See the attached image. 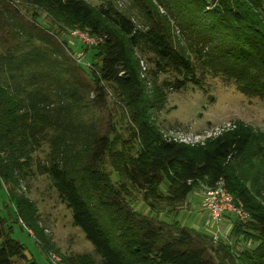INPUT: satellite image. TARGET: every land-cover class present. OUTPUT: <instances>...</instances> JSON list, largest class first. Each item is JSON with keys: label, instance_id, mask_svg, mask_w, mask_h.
<instances>
[{"label": "trees", "instance_id": "16d2710c", "mask_svg": "<svg viewBox=\"0 0 264 264\" xmlns=\"http://www.w3.org/2000/svg\"><path fill=\"white\" fill-rule=\"evenodd\" d=\"M16 1L27 9L31 21L20 16L14 0H0V42L6 47L0 66L11 71L15 59L16 70L37 63L40 55L34 44L31 51L16 56L11 48L19 44L18 32L27 34V43H32V32L33 38L41 37L35 25L39 11L56 27L57 36L63 28H78L101 39L92 48L88 68L92 105L103 107L110 87L127 112L131 144L121 141L116 148L108 131L91 134L83 138L85 157L77 165V158L83 155L73 154L58 134L49 163L39 168L50 178L60 202L71 211L72 225L100 257L99 264H264V205L258 190L251 193L246 185L247 177L257 182L260 176L259 168L249 175L254 161L264 166L260 134L239 126L195 147L164 139L150 123V103L133 58L136 48L149 54L150 64L158 72L173 74L175 90L187 84L201 88L197 73L207 72L232 80L245 95L264 98V0H211L210 10H206V0H168L175 9L167 7L171 14L167 11L165 15L152 0H130L144 17L143 30L137 29L112 0L98 8L84 0ZM174 11L181 32L187 35L186 48L171 33ZM27 96L29 101L24 104L22 98L0 85V183L17 184L18 178L27 174L34 151L30 140L37 145L35 136L45 130H64L58 124L60 110L70 112L63 101L50 109L54 105L46 103L50 96ZM70 97L75 103V93ZM39 100L42 106L37 105ZM219 180L249 218L241 223L232 221L229 240L246 243L248 249L235 251L225 241L214 243L206 232L176 219L158 217L160 212L175 213L198 185L212 186ZM162 184L168 195L161 193ZM7 194L17 220L41 238L34 204L12 188ZM136 196H141L144 210L131 204ZM6 223L0 217V264H37L26 259L25 246L11 237ZM77 260L91 264L85 256Z\"/></svg>", "mask_w": 264, "mask_h": 264}, {"label": "rangeland", "instance_id": "374dc122", "mask_svg": "<svg viewBox=\"0 0 264 264\" xmlns=\"http://www.w3.org/2000/svg\"><path fill=\"white\" fill-rule=\"evenodd\" d=\"M14 1L13 5L17 6L20 16L31 21V18L27 16V9H22L19 2ZM84 1L92 7L98 8L108 0ZM112 1L137 29H144L146 22L135 2L130 0ZM152 1L161 14L165 15L167 11L170 13L167 7L175 9L173 5L168 4V0ZM206 1L209 3L205 6L206 10H210L213 7L210 4L211 0ZM38 14L40 17L35 25L41 31V37L33 38L34 32H32V43H27L25 42L28 38L27 34L18 32L16 27L18 30L16 39H19V44L11 48L13 49L12 54L16 56L22 52L31 51L34 44L40 55L37 63H28V65L21 66L20 70H16L15 63L18 59H15L12 61L11 71L8 70V66H0V85L9 88L12 94L18 98H22L24 104L29 101L28 93L30 99L32 94L40 93L42 98L50 96L46 103L54 102V105H50V109L56 107L58 102L63 101L70 112L60 110L62 114H60L58 124L64 130H59L60 127L45 130L41 135L35 136V139L38 140L37 145L33 144V140H30L32 143L30 148L34 151L30 156L31 160L28 165L30 168H28L27 174L24 177L20 176L17 184L0 183V217L6 219V224L11 230V237L25 246L26 252L33 256L37 264H48L43 249L58 253L62 258L68 259L70 264H79L77 259L82 256H85L91 264H99L100 257L94 252L92 245L85 239L83 233L72 225L71 211L60 202L50 178L47 174H42L39 168L49 163L50 154L55 146V136L58 137V134L61 135L63 142L73 149L71 151L73 154L81 152L79 155H83V157L77 158V165H80L85 157L82 150L84 137L88 138L91 134L108 131L109 136L114 139V143L117 145L115 147L118 148L121 141L132 143L133 139L129 138L131 125L125 107L122 106L117 93L113 92L112 88H107V102L103 107L98 108L94 104L92 105L93 95L90 92L92 83L88 68L91 63L92 48L96 47L98 42L87 45L72 37L69 32L78 28H63V32L57 36L56 27L51 25L45 14L39 11ZM13 18L15 19V15ZM171 20L173 25L171 33H173L174 39H178L181 46L186 48L187 35L185 32H181L175 11ZM207 23L210 24L208 21ZM85 32L88 33L87 30ZM5 48L0 42V56L5 54ZM41 54H46V56L42 57ZM150 57L149 54L138 48L133 50V58L138 63L140 79L146 92L147 101L150 103L148 109L150 123L156 131L162 134L164 139L191 147L203 146L224 134L235 131L239 126H247L260 134L261 144L264 146V98L245 95L238 90L232 80L207 72L203 75L200 72L197 73L202 82L201 88L187 84L182 89L175 90L171 84L173 83V74L158 72L150 64ZM10 74L13 77H10ZM16 88L18 91L15 90ZM71 92L75 93V103L70 97ZM37 105L42 106L43 103L39 100ZM30 122L29 119L28 124ZM243 168H246V165ZM257 168H259L258 174L260 175L258 181L253 182V177H247L246 185L251 193L258 190V199L264 205L263 164H259L255 160L254 171H250L249 175L252 176L254 172H257ZM23 169L26 167L23 166ZM107 171H110L109 167H107ZM204 186L201 184L194 188L182 206L178 209L176 207L175 213L160 212L158 217L160 219L167 218V220L176 219L180 224L206 232L211 237L207 214L200 205ZM10 188L14 189L17 195L25 196L34 204L36 230L41 233L44 240L42 237H35V231L32 229L36 242L17 220V214L7 194ZM160 191L164 195H168L165 184L160 186ZM140 197L136 196L135 200H130L136 209L141 207L143 209ZM149 214L154 215L152 212ZM248 219L238 220L228 216L224 228L230 229L233 220L241 223ZM227 243L235 251L249 247L246 243L236 244L232 240Z\"/></svg>", "mask_w": 264, "mask_h": 264}, {"label": "built area", "instance_id": "2783aa9c", "mask_svg": "<svg viewBox=\"0 0 264 264\" xmlns=\"http://www.w3.org/2000/svg\"><path fill=\"white\" fill-rule=\"evenodd\" d=\"M69 33L72 37L87 45L101 41V39L93 38L87 32L78 29H74ZM201 208L207 214L211 237L214 243L228 241L229 233L222 227L226 216L235 217L238 220L248 219V214L243 209L242 204L234 200L232 195L226 190L222 180L217 181L212 186H204L201 195ZM22 226L33 237V233L23 224ZM43 252L48 264H66L63 258L56 252L44 249Z\"/></svg>", "mask_w": 264, "mask_h": 264}, {"label": "crops", "instance_id": "0c3cea01", "mask_svg": "<svg viewBox=\"0 0 264 264\" xmlns=\"http://www.w3.org/2000/svg\"><path fill=\"white\" fill-rule=\"evenodd\" d=\"M227 217H228V216L225 217L224 225L227 224V220H226ZM224 225H222L223 228H224ZM224 230H225L226 232L230 233L231 227H230V230H229L228 228H226V229H224ZM25 256H26V259H27V260L35 261L34 258H33V256H32L30 253H28V252H25Z\"/></svg>", "mask_w": 264, "mask_h": 264}, {"label": "bare ground", "instance_id": "6f19581e", "mask_svg": "<svg viewBox=\"0 0 264 264\" xmlns=\"http://www.w3.org/2000/svg\"><path fill=\"white\" fill-rule=\"evenodd\" d=\"M200 205H201V203H200ZM20 224H21V226H22V222L20 221ZM24 225V224H23ZM25 226V225H24ZM23 227V226H22ZM24 228V227H23ZM27 228V227H26ZM28 229V228H27ZM28 230H30V229H28ZM31 231V230H30ZM32 232V231H31ZM229 236V235H228ZM228 241H229V237H228ZM58 254V253H57ZM59 255V254H58Z\"/></svg>", "mask_w": 264, "mask_h": 264}]
</instances>
